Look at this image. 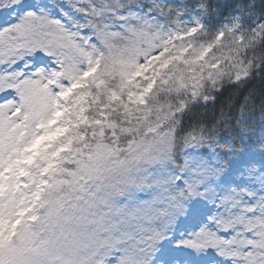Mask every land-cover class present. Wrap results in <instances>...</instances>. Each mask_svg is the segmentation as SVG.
Instances as JSON below:
<instances>
[{
    "label": "snow or ice",
    "instance_id": "6c2138e0",
    "mask_svg": "<svg viewBox=\"0 0 264 264\" xmlns=\"http://www.w3.org/2000/svg\"><path fill=\"white\" fill-rule=\"evenodd\" d=\"M254 80L264 0H0V264H264Z\"/></svg>",
    "mask_w": 264,
    "mask_h": 264
},
{
    "label": "trees",
    "instance_id": "16d2710c",
    "mask_svg": "<svg viewBox=\"0 0 264 264\" xmlns=\"http://www.w3.org/2000/svg\"><path fill=\"white\" fill-rule=\"evenodd\" d=\"M257 89V90H261L264 89V84H262L259 80H254L251 83H249L247 85V87H245L240 95H243L244 93H246L247 91H249L250 89ZM236 98V89H233L231 87H226L225 90L223 91V93L219 96L217 103H216V109L219 110V108L221 107V105H226L227 102L229 101V98ZM211 114V113H210Z\"/></svg>",
    "mask_w": 264,
    "mask_h": 264
}]
</instances>
